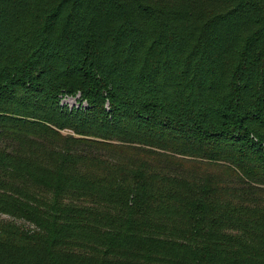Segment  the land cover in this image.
Segmentation results:
<instances>
[{"label":"trees","instance_id":"obj_1","mask_svg":"<svg viewBox=\"0 0 264 264\" xmlns=\"http://www.w3.org/2000/svg\"><path fill=\"white\" fill-rule=\"evenodd\" d=\"M0 264H264V0H0Z\"/></svg>","mask_w":264,"mask_h":264},{"label":"rangeland","instance_id":"obj_2","mask_svg":"<svg viewBox=\"0 0 264 264\" xmlns=\"http://www.w3.org/2000/svg\"><path fill=\"white\" fill-rule=\"evenodd\" d=\"M79 98L80 96L64 95L61 97V104L68 107H78L81 105V99ZM83 105H86V103L83 102Z\"/></svg>","mask_w":264,"mask_h":264}]
</instances>
